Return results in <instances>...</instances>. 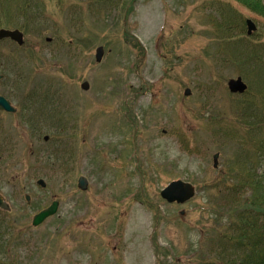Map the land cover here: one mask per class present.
Masks as SVG:
<instances>
[{
  "label": "rangeland",
  "instance_id": "1",
  "mask_svg": "<svg viewBox=\"0 0 264 264\" xmlns=\"http://www.w3.org/2000/svg\"><path fill=\"white\" fill-rule=\"evenodd\" d=\"M0 1L39 14L23 45L0 41L16 108L0 111V264L224 263L243 212H264L247 180L264 175V18L236 0ZM239 76L248 90L230 94ZM173 180L195 196L166 202Z\"/></svg>",
  "mask_w": 264,
  "mask_h": 264
},
{
  "label": "trees",
  "instance_id": "2",
  "mask_svg": "<svg viewBox=\"0 0 264 264\" xmlns=\"http://www.w3.org/2000/svg\"><path fill=\"white\" fill-rule=\"evenodd\" d=\"M240 2L251 12L264 18V2L262 0H236ZM4 3L0 1V27L21 28L30 31V25L27 19L38 16V13L32 12L28 3L24 4L14 12L4 10ZM261 174L254 172L248 176V186L253 191V200L251 206L254 207L256 200L259 198L257 190L260 187ZM229 191V188L226 189ZM249 210V209H247ZM254 211V210H249ZM253 217H246L243 226L247 227L243 236L245 242L236 241L237 247L242 249V253L238 260H231L230 264H264V212H259ZM223 254V253H222Z\"/></svg>",
  "mask_w": 264,
  "mask_h": 264
},
{
  "label": "water",
  "instance_id": "3",
  "mask_svg": "<svg viewBox=\"0 0 264 264\" xmlns=\"http://www.w3.org/2000/svg\"><path fill=\"white\" fill-rule=\"evenodd\" d=\"M247 27H248V34L250 35L253 31L256 30V26L252 20H247ZM9 38L13 41L17 42L19 45L23 44V34L18 30H6L0 29V40ZM103 55V48L99 47L96 50V61H100ZM82 88L88 90L89 84L84 82L82 84ZM229 89L231 92H244L246 89V85L242 82L241 78L237 80H230L229 81ZM186 93L188 94L189 91L187 90ZM0 110H4L7 112H15V108H13L10 102L5 99L3 96L0 95ZM48 139L47 137L45 138ZM217 158L218 154L214 155V167L217 166ZM37 184L41 185L42 187L45 186V182L43 180H38ZM88 185V181L85 177L81 176L78 179V187L81 190H86ZM195 194L194 188L191 184L183 182L181 180L173 181L167 187H165L161 191V197L164 198L169 203L177 202V203H184L187 200L191 199ZM58 208V203L53 202L49 207L42 210L38 214L33 217L32 224L37 226L41 224L46 218L56 213ZM0 209L8 210L9 205L6 202L5 198L0 194Z\"/></svg>",
  "mask_w": 264,
  "mask_h": 264
},
{
  "label": "bare ground",
  "instance_id": "4",
  "mask_svg": "<svg viewBox=\"0 0 264 264\" xmlns=\"http://www.w3.org/2000/svg\"><path fill=\"white\" fill-rule=\"evenodd\" d=\"M140 217H141L140 212H137V215H135V217H134V222H136V220H137V222H139Z\"/></svg>",
  "mask_w": 264,
  "mask_h": 264
}]
</instances>
